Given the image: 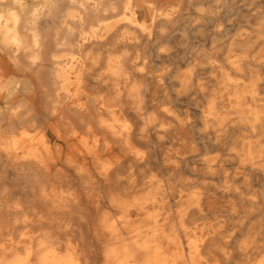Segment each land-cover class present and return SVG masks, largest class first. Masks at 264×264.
<instances>
[{"label": "bare ground", "instance_id": "obj_1", "mask_svg": "<svg viewBox=\"0 0 264 264\" xmlns=\"http://www.w3.org/2000/svg\"><path fill=\"white\" fill-rule=\"evenodd\" d=\"M263 10L0 0V264H264Z\"/></svg>", "mask_w": 264, "mask_h": 264}, {"label": "rangeland", "instance_id": "obj_2", "mask_svg": "<svg viewBox=\"0 0 264 264\" xmlns=\"http://www.w3.org/2000/svg\"><path fill=\"white\" fill-rule=\"evenodd\" d=\"M224 1H228V2H234V1H238V0H224ZM264 11V10H263ZM261 15H256V14H252L251 12H248L246 10H242V12L239 13L238 17L240 18H245L244 20H249L251 18H254V17H260ZM235 17V16H234ZM237 17V16H236ZM257 26L256 27H252L247 25L246 23H241L240 25L236 26L235 28L232 27L230 28V31H232V34L234 35H237L238 37H245V36H254L256 35L255 31L256 30ZM241 34V36H240ZM229 39V36H227L225 34V40H228ZM256 40V41H255ZM254 42L253 43V51L256 53V52H259L261 51L263 54H264V37H260L258 39H254ZM175 47V49H170L169 51L171 53H173V57L171 58L172 60L170 59H163V58H159L158 55L156 54V49L152 48V47H149L147 48V51L150 52L152 58H153V69L155 71H160V70H164L165 67L167 68L168 65H170L171 63H177L179 64V62L181 61L182 63H184L185 61L183 60V53H182V50L178 47V41H175L172 45V47ZM262 48V49H261ZM120 49H117L116 52H119ZM138 50L141 51V48H138ZM131 55L135 54V49H132L131 50ZM173 67V66H171ZM256 72H259V69L257 68L255 70ZM205 100V99H204ZM203 100V101H204ZM202 101V103H203ZM201 103V104H202ZM182 107L183 108H186V105L184 107V104H182ZM190 109H191V112H192V118L194 119L195 123H196V127H199L200 125V118H199V112L195 111V107L194 106H190ZM197 143L200 142V140H195ZM154 174V173H153ZM184 202H182L181 204H183ZM179 204V205H181ZM211 208H214V209H219L221 207H223L222 205L218 204V203H212ZM177 209V207H175V210Z\"/></svg>", "mask_w": 264, "mask_h": 264}, {"label": "clouds", "instance_id": "obj_3", "mask_svg": "<svg viewBox=\"0 0 264 264\" xmlns=\"http://www.w3.org/2000/svg\"><path fill=\"white\" fill-rule=\"evenodd\" d=\"M19 110H20L19 108H16V109H14L13 111H14V113H15V112H18ZM51 115H52V116H55V115H56V112H55V111H52V112H51Z\"/></svg>", "mask_w": 264, "mask_h": 264}]
</instances>
